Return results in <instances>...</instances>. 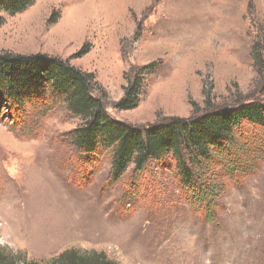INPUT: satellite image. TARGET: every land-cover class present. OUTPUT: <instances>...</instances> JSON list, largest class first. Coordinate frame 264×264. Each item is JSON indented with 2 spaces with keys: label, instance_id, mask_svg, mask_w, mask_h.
Wrapping results in <instances>:
<instances>
[{
  "label": "rangeland",
  "instance_id": "1",
  "mask_svg": "<svg viewBox=\"0 0 264 264\" xmlns=\"http://www.w3.org/2000/svg\"><path fill=\"white\" fill-rule=\"evenodd\" d=\"M1 22L0 55L93 72L107 112L135 126L264 102V67L251 54L264 61V0H36L0 10ZM152 62L138 107L118 110L128 80ZM81 124L47 98L0 103V252L18 264H52L67 249L120 264H264L263 148L251 173L209 167L207 184L222 190L195 206L170 159L110 182L111 154L83 155L69 141ZM242 132L264 139L250 124Z\"/></svg>",
  "mask_w": 264,
  "mask_h": 264
},
{
  "label": "trees",
  "instance_id": "2",
  "mask_svg": "<svg viewBox=\"0 0 264 264\" xmlns=\"http://www.w3.org/2000/svg\"><path fill=\"white\" fill-rule=\"evenodd\" d=\"M35 2L0 0V10L15 15ZM53 20H49V23ZM251 54L255 68L264 67L258 50L253 48ZM157 66L155 62L149 63L128 80L123 96L116 103L118 110L138 107L145 72L152 74ZM95 90L102 95L95 96ZM105 94L93 72L84 71L67 60L45 54L0 55V103L23 107L27 102L47 98L65 104L70 113L83 120V124L67 133L69 141L83 155L110 153L109 180L112 183L119 182L131 166L135 171L142 172L152 163L170 159L181 188L190 191L188 200L196 206L201 199L213 201L214 196L222 190L215 183L207 184L209 167L223 164L228 172L248 174L255 170L261 157L255 156V147L263 148L261 151L264 152V139L258 140L242 132L244 124L264 131L262 101L205 110L192 118L173 116L139 127L112 117L104 104ZM245 136L249 141L241 139ZM235 167L240 169L234 170ZM19 262L17 254L0 252V264ZM21 263L37 264L33 261ZM52 264L120 263L110 260L103 252L67 249Z\"/></svg>",
  "mask_w": 264,
  "mask_h": 264
}]
</instances>
